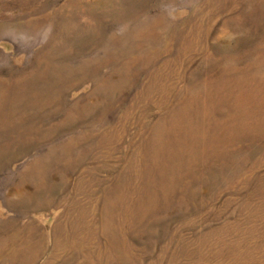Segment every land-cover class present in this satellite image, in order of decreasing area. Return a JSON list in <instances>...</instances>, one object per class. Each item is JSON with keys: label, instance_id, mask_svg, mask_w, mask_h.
Masks as SVG:
<instances>
[{"label": "rangeland", "instance_id": "rangeland-1", "mask_svg": "<svg viewBox=\"0 0 264 264\" xmlns=\"http://www.w3.org/2000/svg\"><path fill=\"white\" fill-rule=\"evenodd\" d=\"M0 264H264V0H0Z\"/></svg>", "mask_w": 264, "mask_h": 264}, {"label": "bare ground", "instance_id": "bare-ground-1", "mask_svg": "<svg viewBox=\"0 0 264 264\" xmlns=\"http://www.w3.org/2000/svg\"><path fill=\"white\" fill-rule=\"evenodd\" d=\"M185 99H187V100H185V104L189 107V109H192L191 108V106H193V102H194V99H191V98H185ZM191 99V100H190ZM180 103V104H179ZM178 104L179 105H181L182 104V100L180 99V102H179ZM181 108V106H179V109ZM164 122H172L173 123V120L172 119H166L165 118V120H164ZM190 122V116H189V119H188V123ZM174 125V124H173ZM168 132L170 133V130H168ZM178 132V129H176L175 131H173V132H171V133H174V134H176ZM180 134V133H179ZM173 142H175V141H173ZM177 148H182V149H177ZM177 148H175L174 147V143H172V142H170L169 141V135H168V137L166 138V149H165V153H166V157H168V159H170V160H168L167 161V163L169 164V166H171L173 169H175V170H177V168L176 167H174L173 165H172V162L171 161H177V162H179L180 160L179 159H181V160H183V158H182V156L184 157V156H186V154L184 153V148L183 147H177ZM176 149V150H175ZM168 150V151H167ZM183 150V151H182ZM181 153H184L185 155H182L181 156V158H180V155H181ZM172 156H174V159H172ZM175 158H176V160H175ZM155 159H156V157H155ZM157 160V159H156ZM185 160H187L188 161V157L187 158H185ZM186 162V161H185ZM199 163V162H198ZM156 164H157V161H156ZM160 179H161V181L162 182H164V183H170V182H167L166 180V177H165V175H163V173H162V175H161V177H159ZM160 182V181H159ZM162 185V184H161Z\"/></svg>", "mask_w": 264, "mask_h": 264}]
</instances>
